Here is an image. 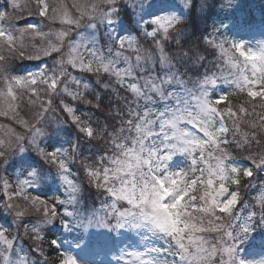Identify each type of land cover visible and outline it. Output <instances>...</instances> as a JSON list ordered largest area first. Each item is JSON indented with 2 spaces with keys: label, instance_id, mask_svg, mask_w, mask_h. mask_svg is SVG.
Segmentation results:
<instances>
[{
  "label": "snow or ice",
  "instance_id": "obj_1",
  "mask_svg": "<svg viewBox=\"0 0 264 264\" xmlns=\"http://www.w3.org/2000/svg\"><path fill=\"white\" fill-rule=\"evenodd\" d=\"M237 3L224 0L221 7ZM6 5L0 6V50L6 48L8 56L0 54V78L11 100L17 98V89H23L31 94L28 102L35 108L31 120L13 111L12 118L22 131L0 125L5 132L0 136V168L13 154L34 152L55 169L65 193V198L52 199L33 194L34 187L47 178L42 168H31L15 182L0 177L3 207L31 241V250L44 264H246L240 245L248 240L255 243L250 233L264 228V190L255 197L258 209L246 218L231 217L240 220L234 226L229 218L241 199V189L264 168V112L259 114V122L244 121L240 115H248L249 106L252 114L257 106L264 108V46L251 48L245 42L221 38L218 33L227 25L214 27L204 45L217 50L220 63L237 72L232 79L210 71L193 79L188 74L190 66L202 65L206 58L199 45L181 43V34L189 27L185 13L189 17L205 14L210 0H85L73 4L74 15L58 0H25L23 5L6 0ZM124 5L132 9L127 20L133 27L129 34L121 35L115 26L121 22ZM146 9L161 14L149 12L151 18L146 19ZM33 16L40 18V25L19 24ZM57 23L60 27L53 30ZM100 24L111 29L103 44L95 39L85 43L84 37L72 39L81 28ZM44 25L48 32L43 31ZM26 35L39 37V46H26ZM193 38H197L195 30ZM9 57H52L54 66L13 76L7 67ZM91 77L100 82L102 91H90L87 79ZM218 82L234 91L215 95ZM234 94H243L244 102L234 105L230 100ZM102 95L108 99L102 100ZM80 105L93 111L85 115L78 111ZM9 109L14 106L10 104ZM96 110L105 114L104 121L95 116ZM57 112L61 115L55 122L71 125L77 131V142L50 151L41 146L45 129L40 125ZM0 115L8 112L0 110ZM242 122L252 131L238 137ZM80 140L98 142L104 154L91 161L81 158ZM230 146L247 152L252 166H233ZM177 153L192 158L187 170H169L168 162ZM198 161L205 167L193 179ZM81 173L101 197L99 208L86 215L76 207ZM27 217L35 222L23 223ZM65 217H72L73 223ZM57 222L81 231L76 247L88 259L82 262L61 250L58 240L46 239L43 226ZM96 229L117 234L124 229H143L145 239L159 235L164 246L143 251L122 248L116 255L104 233ZM14 241L9 229L0 225V264H10ZM15 264L32 261L22 256Z\"/></svg>",
  "mask_w": 264,
  "mask_h": 264
},
{
  "label": "rangeland",
  "instance_id": "obj_2",
  "mask_svg": "<svg viewBox=\"0 0 264 264\" xmlns=\"http://www.w3.org/2000/svg\"><path fill=\"white\" fill-rule=\"evenodd\" d=\"M58 2L65 5L66 10L71 13L75 14V9L72 7L74 3H83L85 0H58ZM18 4L23 5L25 3V0H17ZM0 6H7L6 0H0ZM149 12H153L155 14H161L156 12L155 9H146L144 16L146 19H150L151 16L148 15ZM129 15H132V9L129 8L127 5H124L122 15H121V22L115 26V31L118 32L121 35L129 34L130 28H132V25H129L127 17ZM135 19V17H133ZM185 22L189 24V16L187 13H185ZM20 25L24 24H41V20L38 17H28L26 21H20ZM221 25H227V27L221 28L220 33H218L221 38H227L229 40L234 41H241L245 42L248 47L251 48H259L264 46V20L259 21H253V24H245L244 22H241L239 20L232 19L231 21L219 23L216 27H220ZM43 31L48 32L49 28L44 25ZM60 27L59 23L52 26L53 30L58 29ZM111 29H106L103 24H100L97 26V28H88L84 27L79 30L78 33H76L72 39L74 41H80L81 37H84L85 43H88L92 39H95L99 41L101 44H103L106 39V32L110 31ZM211 33V32H210ZM182 33V37H183ZM3 34L0 33V36ZM53 42H55L53 40ZM24 43L26 46H29L31 43H36L38 46L41 43L39 37H33L31 35H26L24 37ZM181 43L183 42V39H181ZM145 47H149L148 44H144ZM212 52V59L205 61V66H212L213 64H216L217 66H213V68L210 70V72H216L218 75H222L224 77H228L229 79L234 78L237 70L234 68H231L226 63H220L218 60L219 53L215 49L209 48V51L207 52V57H209V53ZM0 54H3L5 56H8L7 49L0 50ZM13 59H16L15 62L11 63ZM28 61L29 63L22 65V67L16 68L17 71H14L12 67L20 66L21 62ZM11 64V66H10ZM196 65V64H195ZM54 66V59L52 57H43L40 59L35 60H29V59H17L9 57L8 60V71L13 76H24L29 73H36L42 71L45 67H48L50 70ZM199 70L201 67L200 65H197ZM71 71V69H69ZM17 98L15 100H11L5 93H6V84L5 81L0 78V110H4L8 112V115H0V125H5V127H12L15 128L17 131H22V126L17 124L13 117V111L17 116H19L22 119L25 120H31L33 118L32 112L34 111L35 106L31 105L29 100V95L26 94L25 90L23 89H17ZM228 91H234L232 87H230L227 83L218 82V85L215 88V95H221ZM14 106V110L9 109V105ZM235 110V109H234ZM261 112L258 109H255V114H252L251 108H249V114L245 115L242 113L241 117H246L250 119H254L256 117H259V114ZM56 119H58L56 113L53 115H49L45 118L44 121L41 123V127L45 129V131L53 126L56 125ZM191 128V126H188ZM252 131V129H251ZM74 133L77 134V131L74 130ZM5 134L4 129H0V136H3ZM199 135L203 136L202 133H198ZM243 132L239 131L237 135L242 136ZM46 136V134L41 137L40 143H42L43 138ZM234 147V146H233ZM255 147V145H254ZM65 148V147H64ZM67 148V147H66ZM236 148V147H234ZM237 149V153L234 151H229L233 155V159L230 161V163L239 168H247L251 167V161L246 159V156L248 155L247 152H245L243 149ZM167 154V153H165ZM25 156V162H29L33 166H29L25 163L24 166H19V168H16L15 173L13 174L14 178H10L7 174L4 173L5 165L8 164L10 161H12V158L14 157V154L8 158L7 162L3 165L2 168H0V177L7 176L11 181L15 182V179L17 177L24 178L27 175V172L31 170V168H42L44 171V174L46 175V179L42 180L36 187L33 189V194L41 196L46 199H52L53 197L58 198H65L64 188L57 177V174L55 172V169L51 168L49 165L44 164L42 160L36 155V153L30 157L28 156V153H20L16 154L15 157H19V160H22L21 156ZM199 153H193V156H198ZM238 157H242L246 160L239 159ZM191 157H189L186 153H177L173 156L172 160L168 162V167L170 171H181V170H187L191 166ZM210 163H214V161L210 160ZM28 163V164H29ZM197 169V172L195 176H192L193 179L196 178V176H201L200 169L205 167L202 162L198 161V165L193 166ZM74 171L80 172V169L78 167H74ZM191 176L192 174L189 173ZM78 179L81 180V194L79 197V201L77 204V208L82 214H90L93 210L99 208V201L101 197L97 193L96 189L94 187H91L87 184L86 179H83V174L81 173L80 176H78ZM202 194L203 185L199 186ZM261 190H264V168L257 170L256 175L252 178V183L248 186L246 191L241 190V199L239 203L235 206L231 216L230 221L233 224L240 223V220H232L231 217H248L254 209H258L259 205L256 203L255 197L259 194ZM83 197L89 198L91 203H96L95 206H90L89 204H85V201ZM0 209H2V214L4 217H6L9 220V225H5L4 219L0 220V225L3 227L9 229V231L12 233V235L15 237L14 241V252L10 254V264H15V261H17L22 256H28L31 258L32 264H44L43 258L39 256L38 253H34L31 248V241L27 240L22 234V229L17 227L15 217L14 215L6 211L3 207V198L0 197ZM65 219L69 222L71 225L73 223L72 217H65ZM35 219L32 217H27L23 221L25 224L34 223ZM59 227V223H55L53 225H45L43 226V230L45 227ZM63 236L61 237V241L59 242L61 246V250L70 252L74 256L77 257L78 260L84 261L88 259L89 257L80 249L76 247L77 239L81 236V231L77 230L75 228H65L63 226ZM96 232H103L105 237L110 241V248L112 253L119 255L120 249H127L128 251L133 250H139L143 251L146 248L151 247H163L164 246V240L159 235H150L149 238L145 239V230L140 229H124L120 230L119 234L111 232L110 230H103V229H96ZM47 232L44 230V234ZM251 237L255 238V243H253L251 240L245 241L242 245H240L241 248V255L244 258L246 264H258L260 261H264V244L261 243V240L264 239V228L255 229L250 233ZM46 237V235H45ZM46 247V245H45ZM100 257H94V259H99ZM106 259V257H105Z\"/></svg>",
  "mask_w": 264,
  "mask_h": 264
},
{
  "label": "trees",
  "instance_id": "obj_3",
  "mask_svg": "<svg viewBox=\"0 0 264 264\" xmlns=\"http://www.w3.org/2000/svg\"><path fill=\"white\" fill-rule=\"evenodd\" d=\"M224 2V0H210V6L207 9V12L203 15L199 13H194L191 17H189V27L183 34V44L185 46H188L189 44L196 46H200V50L205 56L206 60L208 61L211 57L212 59V52L209 53V57H207V52L209 51V48H206L204 45V39L208 37V34L213 31V28L217 26L219 23H224L234 20H239L241 22H244L245 24H253V21H259L264 20V0H238V3L236 6L224 9L221 7V4ZM195 30L197 34V38H193V31ZM76 33H73L72 37ZM16 59H13L11 63L15 62ZM29 63L28 61L21 62L20 66L12 67L14 71H17L16 68L22 67V65H25ZM11 66V64H10ZM213 66H217L216 64H213L212 66H205V62L200 65V69H198L197 65H191L190 70H188V74L192 76L193 79H196L200 76H202L205 71H210ZM184 70V69H182ZM81 79H85L84 76H81ZM103 79V78H102ZM87 82L92 86L90 91H102L100 87V82L96 81L95 77H91L90 79H87ZM91 98V97H90ZM102 100H107V96L102 95ZM244 95L243 94H234L232 97H230V100L234 105H239L244 102ZM59 102V98H57V103ZM250 108V106H249ZM261 113L264 112V108H260L259 106L256 107ZM78 111L84 113L85 115H88L93 110L90 108V106L87 105H80L78 108ZM32 115H34V111L32 112ZM57 117L61 115L59 112L56 113ZM242 115V113L240 114ZM95 116L101 120L104 121L105 114L96 110ZM242 120H256L259 122V117H256L254 119L241 117ZM229 126L231 127V121H227ZM74 128L71 125H60L57 124L49 127L45 134L46 136L43 138L41 146L47 148L48 150H54L55 148L59 147H69L73 143L77 142V134L74 133ZM239 131H242L243 133L251 132V128L249 125L245 123L240 124ZM238 137L241 135H237ZM231 133H229V139H231ZM80 153L81 158H88L90 161L93 159L98 158L99 156L103 155V148L102 145H100L98 142L89 143L87 140H80ZM229 149L234 152H238L236 148L233 146H230ZM28 156L32 157L35 153L28 151ZM16 154H14V157L12 158V161H10L8 164L5 165L4 173L7 174L10 178H14L13 174L16 171V168H19V166H24L25 163L29 166L31 165L29 162H25V156H21L22 160H19V157H15ZM239 159L246 160L242 157H238ZM29 163V164H28ZM248 187L242 188L241 190L246 191ZM85 204H89L90 206H95L96 203H91L89 198L83 197ZM2 209H0V220L4 219L5 225H9V220L3 216ZM47 233L46 239L47 240H61V237L64 234V230L62 227L56 228V227H45L44 229ZM46 249L50 254H52V249L48 248L47 244Z\"/></svg>",
  "mask_w": 264,
  "mask_h": 264
}]
</instances>
